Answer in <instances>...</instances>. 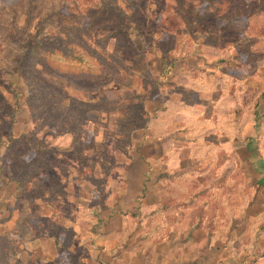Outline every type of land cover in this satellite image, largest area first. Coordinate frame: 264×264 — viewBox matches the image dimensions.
<instances>
[{
    "label": "rangeland",
    "instance_id": "374dc122",
    "mask_svg": "<svg viewBox=\"0 0 264 264\" xmlns=\"http://www.w3.org/2000/svg\"><path fill=\"white\" fill-rule=\"evenodd\" d=\"M117 202L130 263L264 259V0H0L1 264Z\"/></svg>",
    "mask_w": 264,
    "mask_h": 264
},
{
    "label": "crops",
    "instance_id": "0c3cea01",
    "mask_svg": "<svg viewBox=\"0 0 264 264\" xmlns=\"http://www.w3.org/2000/svg\"><path fill=\"white\" fill-rule=\"evenodd\" d=\"M112 222H107L106 231L92 237V240L76 237L65 242L60 237H37L34 240L19 241L20 249L7 256L5 264H134L128 254H120V202L108 211ZM106 213V214H108ZM83 254L77 255L78 250ZM17 252V253H16ZM235 260V261H234ZM230 264H239L237 259ZM263 258L251 254L250 261L240 264H264ZM3 261L0 260V264Z\"/></svg>",
    "mask_w": 264,
    "mask_h": 264
},
{
    "label": "trees",
    "instance_id": "16d2710c",
    "mask_svg": "<svg viewBox=\"0 0 264 264\" xmlns=\"http://www.w3.org/2000/svg\"><path fill=\"white\" fill-rule=\"evenodd\" d=\"M0 260H2V259H1V256H0Z\"/></svg>",
    "mask_w": 264,
    "mask_h": 264
}]
</instances>
